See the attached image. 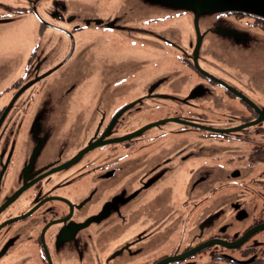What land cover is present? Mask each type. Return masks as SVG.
<instances>
[{
    "label": "flooded vegetation",
    "instance_id": "af4514ba",
    "mask_svg": "<svg viewBox=\"0 0 264 264\" xmlns=\"http://www.w3.org/2000/svg\"><path fill=\"white\" fill-rule=\"evenodd\" d=\"M140 1L0 0V23L31 25L24 50L0 54L2 84L21 69L0 106V264H264V82L240 88L202 69L199 13ZM150 3L171 9L135 13ZM216 12L264 31L259 15ZM110 31L137 37L132 52L169 51L188 75L109 54L99 35ZM57 113L88 118L89 142L35 161L22 140Z\"/></svg>",
    "mask_w": 264,
    "mask_h": 264
},
{
    "label": "rangeland",
    "instance_id": "374dc122",
    "mask_svg": "<svg viewBox=\"0 0 264 264\" xmlns=\"http://www.w3.org/2000/svg\"><path fill=\"white\" fill-rule=\"evenodd\" d=\"M138 3H142L140 0H136ZM75 5H78L80 3H83V0H75ZM143 10L141 8H138V11L135 13H152V12H159L161 8H164L166 10H170L171 8L167 7H159L154 4H143ZM171 6V5H170ZM173 10L175 12H179L178 10H182L184 15H181V17H196V14H194L193 10L189 9H178L176 7H173ZM217 12H204L200 13L198 17H201V21L199 22V27L201 30L200 36L202 38V46L199 47V61L197 59L198 64L202 67V64L212 72H216L218 74H221L222 77L228 79L230 82L236 84L240 88L243 86H247V84L257 86V82L253 83L254 80L264 82V31L258 29L257 27L254 28H247L243 27L242 25H236L229 22L227 23L229 26L233 27H227L226 26V19L227 17H216ZM13 19L0 23V54L2 55H8L4 54V49L7 47H12L14 50L19 48L20 50H24L26 46V37L22 39L23 36H21V32H25L29 26H31L30 21L27 22V25H17L15 26L14 23L16 22V18L12 17ZM137 21L139 22V18H137ZM184 22V21H183ZM13 23V25H8ZM189 23V21H188ZM163 25H159L157 28H161ZM7 28V30L2 31V29ZM179 30H182V26H178ZM199 30V32H200ZM112 34L107 35L100 32V37H104L103 40V47L105 48V51L112 55H119L122 52V49L127 48L129 53L132 54L133 57L141 58L142 56L148 57L147 59L149 62L151 60L158 61L160 63V67L163 66L165 68H160V72H168L172 73L175 71H181V74L188 75L187 67L184 66L179 58H176L175 55L172 54L173 57H171V53L169 51L159 53H136L132 52L133 50L129 48L130 44L136 43V45H140L141 42H137V37H120V33L118 32V36L115 34V32L110 31ZM175 34V33H170ZM177 34H183L179 31ZM176 35V34H175ZM89 37H91V33L88 34ZM177 36V35H176ZM121 39V41L118 40ZM101 43V42H100ZM148 49L152 50L154 49L155 45L154 43L149 40L147 42ZM137 47V46H136ZM138 48V47H137ZM154 51V50H153ZM191 55H189L190 58ZM5 60V59H4ZM82 62H87L82 60ZM21 70V69H20ZM20 70H13L12 67L7 71L9 75H7V78H10L11 81L5 82L0 84V106L5 104L8 100L10 101L13 99L14 95L13 88L10 84L13 83V81L17 78V76L20 74ZM205 72V71H204ZM72 77L68 75H63L60 79V82L62 83L59 86H57L60 90L66 89L70 84H66V82H72ZM205 79V80H204ZM202 79V77L198 76L195 80L197 83L201 84V86L205 87L208 91H210L212 94L214 93L209 87H212L209 82H207L206 78ZM221 80V79H220ZM65 82V83H64ZM256 84V85H255ZM80 85V84H79ZM72 86V85H71ZM70 86V87H71ZM230 86H234L230 84ZM70 87L68 89H70ZM79 89V88H78ZM77 89V90H78ZM124 89H127L124 94L125 96H129V90H132L130 87V83L125 86ZM123 90V89H122ZM62 92V91H61ZM81 96H79V100L83 102L84 100L89 101V96L91 93V88L85 86L81 90ZM134 93V92H133ZM209 94V92H206ZM215 94V93H214ZM89 95V96H88ZM73 96L72 94H67L66 98ZM76 97V95H75ZM74 97V100H75ZM210 97V96H209ZM208 98V97H207ZM259 100V99H258ZM263 103L264 101L261 100ZM12 102V101H11ZM66 102V101H64ZM83 104L86 105V103L83 102ZM264 104V103H263ZM243 110V106L240 105V111ZM39 116V114H38ZM145 116H140L138 118H144ZM137 122V121H136ZM135 122V123H136ZM46 123V122H45ZM71 124L76 126L75 129H68V130H62L63 126L65 124ZM74 119L69 115L66 119V116L64 115L62 117L59 116L57 113V117L51 118V121L49 126L43 129V127L40 126L39 123L36 124V122L32 119L31 125H30V132L31 134L28 137H24L22 141L29 142L27 144L28 149L30 151L28 153L35 156V161H38L40 158H45L43 155L51 156V155H57L51 153V150L53 147H58L63 150L69 149L70 153H73L72 148H81L80 144L83 142L88 143L89 137H88V118H83L80 123L74 124ZM27 126V125H26ZM29 126V124H28ZM166 126H170V124H167ZM28 128V127H27ZM39 131V132H37ZM176 138V136H169L168 140L172 141ZM39 147V150L35 149ZM56 149V151H59V149ZM82 151L81 149H79ZM76 153V152H75ZM80 155V154H79ZM33 156H31V160ZM30 159V158H29ZM29 161V160H28ZM146 181H149V179H146ZM176 183L177 181L174 180ZM151 184H154V181H151ZM177 183V190L180 189V185ZM178 197H176L177 200ZM178 205V204H176Z\"/></svg>",
    "mask_w": 264,
    "mask_h": 264
},
{
    "label": "water",
    "instance_id": "95a60500",
    "mask_svg": "<svg viewBox=\"0 0 264 264\" xmlns=\"http://www.w3.org/2000/svg\"><path fill=\"white\" fill-rule=\"evenodd\" d=\"M176 8L190 9L194 13L218 10H240L264 17V0H164ZM197 17V16H196Z\"/></svg>",
    "mask_w": 264,
    "mask_h": 264
}]
</instances>
